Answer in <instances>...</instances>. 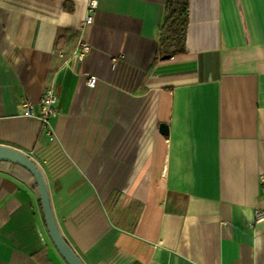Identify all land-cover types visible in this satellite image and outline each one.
Here are the masks:
<instances>
[{
    "label": "crops",
    "instance_id": "crops-1",
    "mask_svg": "<svg viewBox=\"0 0 264 264\" xmlns=\"http://www.w3.org/2000/svg\"><path fill=\"white\" fill-rule=\"evenodd\" d=\"M90 1L0 0V145L85 264H264V0H190L168 59L167 0H96L82 34ZM39 199L0 162V264H67Z\"/></svg>",
    "mask_w": 264,
    "mask_h": 264
},
{
    "label": "water",
    "instance_id": "water-1",
    "mask_svg": "<svg viewBox=\"0 0 264 264\" xmlns=\"http://www.w3.org/2000/svg\"><path fill=\"white\" fill-rule=\"evenodd\" d=\"M170 58V55H165L163 59ZM160 133L163 136L169 135L168 125L160 124ZM0 162H11L25 168L34 178L39 189L42 211L47 227L49 237L63 257L67 264H85L73 248L68 244V241L63 237L58 227L55 215L52 210L48 185L42 170L26 153L8 146L0 145Z\"/></svg>",
    "mask_w": 264,
    "mask_h": 264
},
{
    "label": "trees",
    "instance_id": "trees-1",
    "mask_svg": "<svg viewBox=\"0 0 264 264\" xmlns=\"http://www.w3.org/2000/svg\"><path fill=\"white\" fill-rule=\"evenodd\" d=\"M189 3L190 0H167L166 14L162 26L161 55L171 57L184 54V43L187 36L189 23Z\"/></svg>",
    "mask_w": 264,
    "mask_h": 264
},
{
    "label": "built area",
    "instance_id": "built-area-1",
    "mask_svg": "<svg viewBox=\"0 0 264 264\" xmlns=\"http://www.w3.org/2000/svg\"><path fill=\"white\" fill-rule=\"evenodd\" d=\"M98 4L96 0H91L88 5V14L85 16L83 25L81 27L82 34L84 31V28L88 25H91L93 23V15L92 12L97 8ZM91 46L83 41V38H81L78 41V46L76 51L73 53L75 57L82 60L86 53L90 52ZM97 81V77L90 76L88 81V86L94 87ZM45 92H43L42 97L40 99V113L38 115V119H40L44 125L47 127V134L51 137L52 136V127L50 120L55 115V106L58 102V97L55 94L54 90L51 87H46L44 89ZM26 107V116H36L33 110V104L31 101L27 100L25 101L24 105ZM264 222V211L258 212L256 214V223H262Z\"/></svg>",
    "mask_w": 264,
    "mask_h": 264
}]
</instances>
